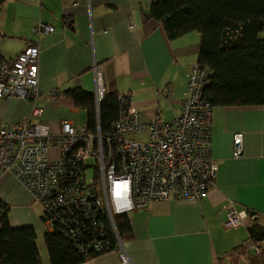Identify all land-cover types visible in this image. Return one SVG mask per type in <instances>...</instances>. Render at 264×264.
Listing matches in <instances>:
<instances>
[{"label":"crops","instance_id":"0c3cea01","mask_svg":"<svg viewBox=\"0 0 264 264\" xmlns=\"http://www.w3.org/2000/svg\"><path fill=\"white\" fill-rule=\"evenodd\" d=\"M150 1L0 0L1 62L13 60L28 44L39 47L43 94L34 105L44 108L37 119L31 117L30 100L0 97V121L20 123L30 117L54 131L63 120L81 127L74 121L81 108L65 91L79 87L94 93L95 72L106 92L128 95L145 120H172L181 111L200 34L169 39L151 16ZM39 22L54 31L36 33ZM52 89L59 93L54 102L48 95ZM211 120L210 154L218 165L214 186L198 201L157 200L129 212L122 241L133 264H264V238L251 239L249 232L250 226L264 231V106H213ZM236 132L243 139L239 156L233 154ZM0 202L8 206L11 226H32L39 251L40 246L46 250L42 208L9 172L0 171ZM228 202L253 216L225 229ZM248 241L259 252L245 248ZM42 260L48 263L47 250ZM79 264L121 263L114 251Z\"/></svg>","mask_w":264,"mask_h":264},{"label":"built area","instance_id":"2783aa9c","mask_svg":"<svg viewBox=\"0 0 264 264\" xmlns=\"http://www.w3.org/2000/svg\"><path fill=\"white\" fill-rule=\"evenodd\" d=\"M36 33L54 27L38 23ZM39 47L28 44L11 61L0 63V97L28 99L31 117L44 108L34 103L39 88ZM209 66L197 60L187 73L181 111L172 120H145L130 105V97L117 94L118 117L103 132L68 120L58 130L46 122L0 121V171L14 175L42 208L45 232L58 230L86 258L117 252L121 264H133L124 249L114 217L146 209L153 201H198L214 186L218 165L211 157L212 104L204 99ZM95 108L106 91L95 72ZM56 101L57 89L48 92ZM139 133L145 140L132 139ZM235 156L243 150L241 132L233 138ZM92 159V163L87 160ZM92 171L89 174V171ZM225 229L242 225L253 212L226 205ZM245 248L259 250L252 241ZM94 258V257H92Z\"/></svg>","mask_w":264,"mask_h":264},{"label":"trees","instance_id":"16d2710c","mask_svg":"<svg viewBox=\"0 0 264 264\" xmlns=\"http://www.w3.org/2000/svg\"><path fill=\"white\" fill-rule=\"evenodd\" d=\"M150 13L169 39L200 34L197 61L211 70L203 97L212 106H264V0H151ZM65 95L86 111L93 130L97 116L103 132L118 117L116 93L104 92L98 115L93 92L77 87ZM7 210L0 202V264H45L34 228L11 226ZM114 223L122 238L129 230L127 214L114 217ZM249 232L251 239L264 238L263 230L250 226ZM44 241L47 264H79L99 256L86 258L58 230L45 232Z\"/></svg>","mask_w":264,"mask_h":264},{"label":"rangeland","instance_id":"374dc122","mask_svg":"<svg viewBox=\"0 0 264 264\" xmlns=\"http://www.w3.org/2000/svg\"><path fill=\"white\" fill-rule=\"evenodd\" d=\"M261 36L264 37V31L261 33ZM86 119H87L86 111L83 109H81V110L79 109V111L77 113H75V115H74L75 124H77L78 126L85 125ZM131 138L137 139V140H145L146 134H144V133L135 134V135L131 136ZM92 161H93L92 159H89V160H87V163H92ZM91 172L92 171L90 170L89 174H91ZM40 247H41L40 255H41V258L44 259L46 256V250L42 246H40Z\"/></svg>","mask_w":264,"mask_h":264}]
</instances>
